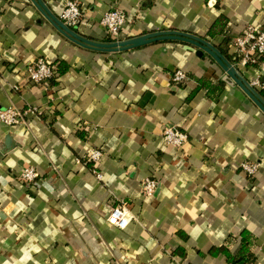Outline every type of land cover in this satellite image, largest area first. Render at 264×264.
Listing matches in <instances>:
<instances>
[{"label":"crops","instance_id":"0c3cea01","mask_svg":"<svg viewBox=\"0 0 264 264\" xmlns=\"http://www.w3.org/2000/svg\"><path fill=\"white\" fill-rule=\"evenodd\" d=\"M60 18L66 0H43ZM72 28L97 41L179 31L215 46L264 99V58L242 66L230 47L248 25L264 28V0H77ZM127 14L117 39L100 25ZM111 39V38H110ZM38 58L67 71L46 87L27 69ZM176 70L188 79L175 85ZM0 264H232L249 241L250 264H264V112L199 47L166 40L106 52L83 47L32 0H0ZM188 135L177 148L162 132ZM103 157L87 163L90 150ZM259 163L249 178L242 162ZM34 167L33 183L20 174ZM94 169L103 178L98 179ZM159 188L145 198L141 186ZM125 200L133 214L120 230L107 218Z\"/></svg>","mask_w":264,"mask_h":264},{"label":"built area","instance_id":"2783aa9c","mask_svg":"<svg viewBox=\"0 0 264 264\" xmlns=\"http://www.w3.org/2000/svg\"><path fill=\"white\" fill-rule=\"evenodd\" d=\"M84 18L82 7L77 0H66L60 19L69 27H78ZM127 14L119 8L107 11L102 19L100 25L104 27L107 34L117 39L120 35L121 29L126 25ZM230 47L235 52L238 58V63L242 66L257 64L261 58H264V28L254 25H248L240 34L235 36ZM57 70L53 62L46 58H38L28 66L27 77L30 82L46 87L50 81L56 76ZM188 76L183 70H176L172 76V81L175 85H182L186 82ZM250 85L254 88L259 85L256 80ZM28 113L39 114L41 111L38 108H28L24 111L18 110L14 107H8L0 110V121L9 126L17 125L25 120ZM162 137L167 144H171L177 148H181L187 141L188 135L182 130L168 126L162 132ZM103 157V152L99 149L90 150L85 161L87 163L96 164L100 162ZM241 170L249 177L253 178L259 171V163L253 161L242 162ZM98 179H102L101 173L94 169ZM37 170L30 166L25 168L20 174L21 181L25 183H33L38 178ZM159 188V181L155 177H147L144 179L141 192L145 198H152ZM133 219V214L125 200H120L110 211L107 218L108 223L120 230L126 229Z\"/></svg>","mask_w":264,"mask_h":264},{"label":"water","instance_id":"95a60500","mask_svg":"<svg viewBox=\"0 0 264 264\" xmlns=\"http://www.w3.org/2000/svg\"><path fill=\"white\" fill-rule=\"evenodd\" d=\"M42 14L59 30L63 35L73 42L93 50L118 52L140 47L145 44L175 40L183 41L193 44L204 52H207L226 72L231 78L246 92V94L255 102V104L264 112V99L253 88L248 81H246L236 70V68L228 61V59L212 44L190 33L179 31H166L150 33L127 40H117L111 42H97L91 40L71 27L67 26L60 18L54 15L46 6L43 0H32ZM158 191V190H157Z\"/></svg>","mask_w":264,"mask_h":264},{"label":"trees","instance_id":"16d2710c","mask_svg":"<svg viewBox=\"0 0 264 264\" xmlns=\"http://www.w3.org/2000/svg\"><path fill=\"white\" fill-rule=\"evenodd\" d=\"M110 38H108L107 40H112V38L111 39ZM54 64H55L56 70H57L56 76L64 74L67 71V65H65L63 62L54 63ZM249 245L250 244H249L248 239L246 237H244V243L242 246V253L238 257H232V256L230 257L232 264H250V258L248 257Z\"/></svg>","mask_w":264,"mask_h":264}]
</instances>
